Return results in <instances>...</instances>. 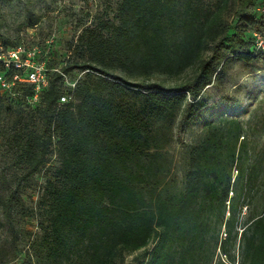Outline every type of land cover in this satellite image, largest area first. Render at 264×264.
Masks as SVG:
<instances>
[{
    "label": "trees",
    "instance_id": "trees-1",
    "mask_svg": "<svg viewBox=\"0 0 264 264\" xmlns=\"http://www.w3.org/2000/svg\"><path fill=\"white\" fill-rule=\"evenodd\" d=\"M254 31L264 36V0H219L214 8L204 0H119L105 35L86 28L79 37L93 59L60 66L63 73L83 72L74 101L58 102L65 86L56 71L49 72L34 106L26 102L29 85L17 84L14 96L0 89L14 106L13 144L26 174L37 172L50 152L57 156L41 199L46 218L40 245L47 258L55 264H121L139 251L143 264H211V244L220 241L233 262L227 243L237 238V207L246 194L237 186L250 180L238 165L239 121L206 123L180 182L165 150L168 125L160 122L173 120L186 92L196 100L230 58L264 65ZM52 60L49 68L56 67ZM192 67L194 77L176 86L154 79ZM243 148L240 143L238 153ZM13 199V193L0 199L8 221ZM241 229V263L264 264V212L247 216Z\"/></svg>",
    "mask_w": 264,
    "mask_h": 264
},
{
    "label": "rangeland",
    "instance_id": "rangeland-1",
    "mask_svg": "<svg viewBox=\"0 0 264 264\" xmlns=\"http://www.w3.org/2000/svg\"><path fill=\"white\" fill-rule=\"evenodd\" d=\"M118 1L0 0V39L19 38L26 44L44 45L48 42L55 66L87 61L93 58L85 40H79L81 33L89 28L94 33L105 35L109 23L115 22ZM218 1L204 0V3L214 8ZM255 10H259L258 5ZM229 11L226 10V14L232 20L234 14ZM209 54L210 51L206 56ZM95 61L100 63L98 59ZM196 71L192 67L177 76L162 74L154 76V79L166 86H176L190 81ZM73 72L82 79V71L75 68ZM116 81L128 88L121 80ZM129 81L136 83L138 79L129 78ZM189 103L194 104L183 112V107ZM13 107L0 95V199L14 194L10 221L0 206V264H55L42 252L40 241L41 227L46 218L41 199L47 180L53 177L58 166L57 156L50 152L37 172L26 174V162L17 163L16 160L18 152L12 138L16 120ZM227 119H237L240 123L238 165L250 180L247 187L246 182H239L237 186L238 192L246 194H242L237 207L232 232L233 236L238 232L237 238L227 243V249L235 259L228 261L221 252L220 241L218 244L212 242L211 264H242L241 225L247 216L264 212V65L230 58L226 64H220L218 72L212 75V82L199 91L196 100L186 92V100L173 120L160 122L168 125L165 131L170 138L165 150L172 167L171 175L180 182L187 166L189 149L203 135L206 123ZM240 143L244 148L238 153ZM232 173L234 178L238 173L235 167ZM224 235L222 225L219 239ZM145 260L137 251L127 254L121 264H143Z\"/></svg>",
    "mask_w": 264,
    "mask_h": 264
},
{
    "label": "built area",
    "instance_id": "built-area-1",
    "mask_svg": "<svg viewBox=\"0 0 264 264\" xmlns=\"http://www.w3.org/2000/svg\"><path fill=\"white\" fill-rule=\"evenodd\" d=\"M255 52H264V36L259 32H253ZM51 50L48 42L19 43L5 46L0 42V89L15 95L14 87L19 83H25L32 89L26 102L34 106L40 98V94L49 84V72L56 71L62 74L65 90L60 94L58 102L66 103L74 101L73 91L78 77L63 73L60 67H48L51 58ZM87 71V70H86Z\"/></svg>",
    "mask_w": 264,
    "mask_h": 264
}]
</instances>
